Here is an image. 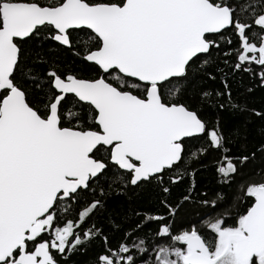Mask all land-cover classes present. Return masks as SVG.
<instances>
[{
    "label": "snow or ice",
    "instance_id": "snow-or-ice-1",
    "mask_svg": "<svg viewBox=\"0 0 264 264\" xmlns=\"http://www.w3.org/2000/svg\"><path fill=\"white\" fill-rule=\"evenodd\" d=\"M237 74L264 86V0H0V264L93 242L86 264H264V129L250 146L209 116L236 107ZM149 186L157 209L107 215L111 192Z\"/></svg>",
    "mask_w": 264,
    "mask_h": 264
},
{
    "label": "trees",
    "instance_id": "trees-1",
    "mask_svg": "<svg viewBox=\"0 0 264 264\" xmlns=\"http://www.w3.org/2000/svg\"><path fill=\"white\" fill-rule=\"evenodd\" d=\"M50 55H58L62 60L79 63L72 53L64 49L56 52L55 46L52 47ZM209 71H213L209 69ZM216 80H208L204 86L209 90L218 89L223 91L221 77L217 73ZM232 91V100L236 107L227 106L223 110L215 109L209 111L210 118H219L221 124L226 131L231 132L234 136L239 135L241 138L246 134L249 145H255L262 140L260 135L264 129V118L255 115V112L264 113V86H261L258 80L251 79L246 74H237L235 77L229 78ZM251 89V91H249ZM259 158L255 163H249L246 171L251 172L260 165ZM207 165L198 171L196 176L197 188L201 191H208L210 194L216 192L220 185L217 184V178L209 161H205ZM189 179H185L181 183L172 187V197L179 200L182 194L186 193ZM224 191H227L225 189ZM198 201L188 202L186 212L192 213L190 218L197 219L199 217ZM109 217L122 219L127 216L130 220L135 221V213L141 211H152L157 209L159 205L158 194L149 186L143 189H134L131 193L122 189H116L111 192L107 198ZM160 211H163L160 208ZM152 226V225H149ZM107 230V224L104 225ZM111 235V233H109ZM120 233L112 236L113 244L119 240ZM99 251L97 242H93L86 253H76L69 256L67 264H86L89 257L95 256Z\"/></svg>",
    "mask_w": 264,
    "mask_h": 264
}]
</instances>
